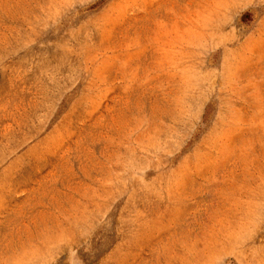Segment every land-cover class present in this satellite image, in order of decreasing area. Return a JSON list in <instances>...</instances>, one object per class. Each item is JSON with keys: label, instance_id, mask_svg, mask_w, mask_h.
I'll use <instances>...</instances> for the list:
<instances>
[{"label": "rangeland", "instance_id": "rangeland-1", "mask_svg": "<svg viewBox=\"0 0 264 264\" xmlns=\"http://www.w3.org/2000/svg\"><path fill=\"white\" fill-rule=\"evenodd\" d=\"M0 264H264V0H0Z\"/></svg>", "mask_w": 264, "mask_h": 264}]
</instances>
